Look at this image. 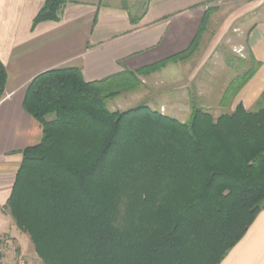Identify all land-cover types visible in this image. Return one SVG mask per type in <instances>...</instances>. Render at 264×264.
Here are the masks:
<instances>
[{
	"label": "trees",
	"instance_id": "trees-1",
	"mask_svg": "<svg viewBox=\"0 0 264 264\" xmlns=\"http://www.w3.org/2000/svg\"><path fill=\"white\" fill-rule=\"evenodd\" d=\"M68 1L45 0L33 25L59 20ZM211 12L156 64L95 81L58 67L28 84L23 105L43 137L23 151L5 210L43 264H221L264 209V92L258 110H227L259 61L227 85L219 115L107 106L138 74L191 57ZM7 79L0 59V100Z\"/></svg>",
	"mask_w": 264,
	"mask_h": 264
},
{
	"label": "crops",
	"instance_id": "crops-1",
	"mask_svg": "<svg viewBox=\"0 0 264 264\" xmlns=\"http://www.w3.org/2000/svg\"><path fill=\"white\" fill-rule=\"evenodd\" d=\"M44 3L0 0V59L8 73L0 100V234L14 226L4 207L23 151L43 137L40 122L23 105L31 80L49 69L75 66L86 81H95L160 61L187 49L205 10H214L211 0H145L141 11L140 0H69L59 20L33 25ZM257 14L247 29L246 45L260 66L229 111L239 103L249 110L261 106L264 15ZM221 264H264V209Z\"/></svg>",
	"mask_w": 264,
	"mask_h": 264
},
{
	"label": "rangeland",
	"instance_id": "rangeland-1",
	"mask_svg": "<svg viewBox=\"0 0 264 264\" xmlns=\"http://www.w3.org/2000/svg\"><path fill=\"white\" fill-rule=\"evenodd\" d=\"M144 1L140 0V11L144 9ZM211 2L214 10L193 55L138 74V83L134 88L107 100L110 110L123 111L146 104L183 122L190 121L192 112L197 107H203L217 115L215 112L221 108L220 102L227 85L254 65L246 45V35L247 29L256 19V13L264 15V0ZM157 62L139 69H128L138 71ZM53 116L49 115L51 118ZM7 213L10 215L8 211ZM13 223V229L0 234V264L20 259L27 260L29 264H43L29 235Z\"/></svg>",
	"mask_w": 264,
	"mask_h": 264
},
{
	"label": "built area",
	"instance_id": "built-area-1",
	"mask_svg": "<svg viewBox=\"0 0 264 264\" xmlns=\"http://www.w3.org/2000/svg\"><path fill=\"white\" fill-rule=\"evenodd\" d=\"M1 264H3V263H1ZM9 264H29V262L25 259H20V260H16V261L9 263Z\"/></svg>",
	"mask_w": 264,
	"mask_h": 264
}]
</instances>
